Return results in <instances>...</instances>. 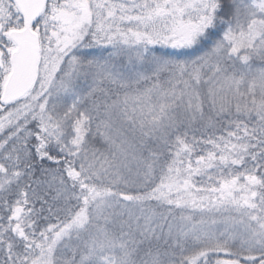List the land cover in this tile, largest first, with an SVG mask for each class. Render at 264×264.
I'll use <instances>...</instances> for the list:
<instances>
[{"label":"snow or ice","instance_id":"6c2138e0","mask_svg":"<svg viewBox=\"0 0 264 264\" xmlns=\"http://www.w3.org/2000/svg\"><path fill=\"white\" fill-rule=\"evenodd\" d=\"M0 264H264V0H0Z\"/></svg>","mask_w":264,"mask_h":264}]
</instances>
